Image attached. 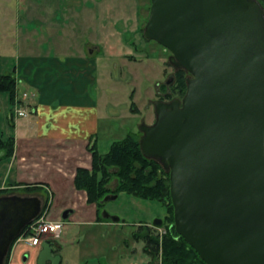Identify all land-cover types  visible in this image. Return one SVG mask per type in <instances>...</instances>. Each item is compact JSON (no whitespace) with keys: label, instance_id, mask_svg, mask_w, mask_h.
<instances>
[{"label":"water","instance_id":"obj_1","mask_svg":"<svg viewBox=\"0 0 264 264\" xmlns=\"http://www.w3.org/2000/svg\"><path fill=\"white\" fill-rule=\"evenodd\" d=\"M149 1L143 37L186 73L182 97L155 101L153 121L138 126L141 153L168 173L174 230L205 264H264V8L258 0ZM41 203L37 194L0 195V264ZM102 217L123 222L106 210ZM47 259L60 256L44 241L36 264Z\"/></svg>","mask_w":264,"mask_h":264},{"label":"rangeland","instance_id":"obj_2","mask_svg":"<svg viewBox=\"0 0 264 264\" xmlns=\"http://www.w3.org/2000/svg\"><path fill=\"white\" fill-rule=\"evenodd\" d=\"M44 9L49 13H44ZM148 10L149 0H0V56L5 58L4 68L10 69V61H14L24 44L34 46L35 50L54 51L56 46L51 39L55 42L63 39L66 29L79 30L74 31L73 43L97 45L96 76L101 80L96 77V95L94 91L100 110L96 144L98 151L104 153L114 140L129 133L138 134L142 122L153 121L155 101L180 97L173 90L175 76L168 62L169 51L144 39L141 32ZM21 87L26 86L19 84L18 89ZM167 94L171 96L169 99L165 98ZM7 105V98L0 93L3 117ZM1 166L0 181L13 174L6 165ZM60 203L50 206V219L56 215ZM102 210L124 222L91 226L65 224L68 219H62L65 225L62 223L61 236L56 241L63 255L61 264H148L149 256L142 250L144 243L134 239L133 232L140 230L136 227L141 223L150 227L154 235L164 232L167 221L162 202L121 192L116 198L106 200ZM154 219H161L162 224L154 227ZM139 248L141 254L134 252ZM14 249L12 253L21 257L28 255V264H36V247L19 242ZM154 264H158V259Z\"/></svg>","mask_w":264,"mask_h":264},{"label":"crops","instance_id":"obj_3","mask_svg":"<svg viewBox=\"0 0 264 264\" xmlns=\"http://www.w3.org/2000/svg\"><path fill=\"white\" fill-rule=\"evenodd\" d=\"M44 13L49 12L44 9ZM71 30H65L63 39L56 42L51 39L56 46L54 51L52 48L35 50L27 41L28 45L24 44L23 50L16 52L13 58L18 93L26 91L32 97L28 99L29 113L14 118L13 154L6 163H0L13 174L0 181V188L11 190L17 185H40L50 199V206L61 201L52 220L60 219L64 209H70L65 224L121 223L100 219L96 205L86 201V192L74 186L76 169L91 167L87 146L90 138L97 139L100 110L94 91L96 95V77L99 82L101 77L96 76L95 67L99 47L90 42L73 43L77 29ZM31 42L35 45V41ZM73 45L76 48L71 49ZM19 84L29 87L18 89ZM61 232L51 246L53 254L60 256L58 264L63 259L60 244L56 242ZM16 246L12 247L8 264H28V259L23 260L21 254L12 253ZM134 252L141 254L140 248ZM44 264L50 261L47 259Z\"/></svg>","mask_w":264,"mask_h":264},{"label":"trees","instance_id":"obj_4","mask_svg":"<svg viewBox=\"0 0 264 264\" xmlns=\"http://www.w3.org/2000/svg\"><path fill=\"white\" fill-rule=\"evenodd\" d=\"M264 8V0H258ZM148 8V7H147ZM147 14L143 22H145ZM144 24V23H143ZM141 26V32L143 28ZM0 56V93L7 98L5 116L0 114V163L7 162L14 150V100L18 94L14 65L10 61V69L5 70ZM175 81L173 90L182 96L185 91V72L181 69L174 71ZM167 94L165 98H170ZM140 132L129 133L122 139L114 140L109 149L100 153L97 149V139L92 137L88 141L87 149L91 155V167H78L74 175V186L86 192V201L94 203L101 219L103 209L102 198L108 193L127 194L147 200L162 202L165 207L167 221L165 232L159 236L152 234L150 227L141 223L133 232V238L141 240L143 252L149 256L148 264H154L158 259L160 264H205L196 251L181 237L173 227L172 204L169 195L168 173L154 159L145 157L138 144ZM112 182V183H111ZM13 191L24 194H42L43 207L47 202L46 191L37 184L17 185ZM10 192V188H0V195ZM103 219V218H102ZM162 224V223H161ZM158 255L159 258H158ZM157 257V258H156ZM8 258V256H7ZM7 258L5 264H7Z\"/></svg>","mask_w":264,"mask_h":264},{"label":"built area","instance_id":"obj_5","mask_svg":"<svg viewBox=\"0 0 264 264\" xmlns=\"http://www.w3.org/2000/svg\"><path fill=\"white\" fill-rule=\"evenodd\" d=\"M22 98H28L27 94L23 93ZM14 111L17 116L26 115L27 112L26 108L19 105L18 102L15 103ZM59 228V222L49 220L43 213L27 225L18 241L28 245H38L43 239L57 237Z\"/></svg>","mask_w":264,"mask_h":264}]
</instances>
